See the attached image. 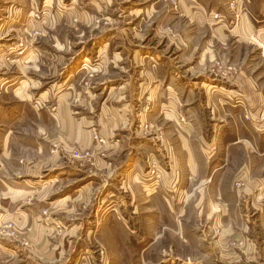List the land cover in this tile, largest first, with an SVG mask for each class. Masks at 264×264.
I'll return each instance as SVG.
<instances>
[{
    "label": "rangeland",
    "instance_id": "rangeland-1",
    "mask_svg": "<svg viewBox=\"0 0 264 264\" xmlns=\"http://www.w3.org/2000/svg\"><path fill=\"white\" fill-rule=\"evenodd\" d=\"M231 132L264 152V0H0V264H264V200L187 168Z\"/></svg>",
    "mask_w": 264,
    "mask_h": 264
},
{
    "label": "crops",
    "instance_id": "crops-1",
    "mask_svg": "<svg viewBox=\"0 0 264 264\" xmlns=\"http://www.w3.org/2000/svg\"><path fill=\"white\" fill-rule=\"evenodd\" d=\"M220 30H221L220 28L217 29V32H219ZM218 34L220 35V37L222 36L221 32H219ZM215 40L220 42L222 47L227 46L228 39H221L218 36H212L211 39H209L210 41L209 47H211L212 49H209L208 51L209 52L207 59L208 61H212L216 57L217 50H214ZM249 95L250 96L246 98L244 102H247L249 104L254 103L258 105H260L263 102L261 97L255 96L252 98L251 97L252 94ZM215 115L217 116V114ZM57 118L58 119H56V121L58 123L61 121L60 124L63 127H65V123H64L65 118L63 116L60 117V115ZM118 121L123 122L122 120H118ZM117 125L118 123L116 122L115 126ZM224 127L225 126H223V128ZM235 129L238 130V127L236 126ZM224 131H226V129L223 130L213 129L212 134L213 133L217 135L218 133L223 134ZM74 134L76 133L74 132ZM77 136L79 137L81 136L80 130L77 132ZM231 136L235 137L236 133L233 132L231 135L227 137L225 135L222 136L221 138L222 148L221 151H217V153L213 152L212 151L213 149L206 148V152L208 153L207 154L208 159H204L205 157H203V152L205 153V150L203 148L202 150L195 151L190 146V144H187V146L184 148L185 150L184 154L187 155L186 157V163L188 165L187 168L189 172H191V175L192 176L194 175L195 178H198V180L205 179L204 181L205 186L216 185L218 187L216 189V195L218 196L226 195L229 198L231 195H233L234 199L236 197L237 198L236 201H238L239 203L249 199L250 205L249 202L248 205L254 207L256 204L259 205V201H261L262 199L264 200V152H261L258 155L256 153L255 146L252 148L247 147L243 145L242 142L236 144H230L232 141ZM116 154L119 153L115 149L113 150V155ZM216 154L217 156L215 157ZM171 174L173 175L172 177H174L175 181L179 179L178 174L174 175V172H172ZM138 175L139 174H136L134 176L133 178L134 181L139 177ZM168 178L171 179V175H169L167 179L165 178V180H168ZM183 180H185V177H182L179 183H181ZM191 180H194V178H191ZM48 181L43 182L44 185L45 184L50 185L56 183L55 180H48ZM236 182H239L240 185L244 186V188L241 189L239 192H237L235 188ZM26 183L28 184L27 181ZM208 191L209 188H207L206 191L207 194ZM242 191L245 195H241ZM237 194L241 196L238 197ZM257 210L262 211L261 216L264 217V202L262 206H259L257 208Z\"/></svg>",
    "mask_w": 264,
    "mask_h": 264
}]
</instances>
